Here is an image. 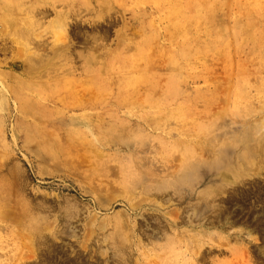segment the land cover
Listing matches in <instances>:
<instances>
[{
	"label": "rangeland",
	"instance_id": "rangeland-1",
	"mask_svg": "<svg viewBox=\"0 0 264 264\" xmlns=\"http://www.w3.org/2000/svg\"><path fill=\"white\" fill-rule=\"evenodd\" d=\"M0 19V264H264V0H0Z\"/></svg>",
	"mask_w": 264,
	"mask_h": 264
},
{
	"label": "bare ground",
	"instance_id": "bare-ground-1",
	"mask_svg": "<svg viewBox=\"0 0 264 264\" xmlns=\"http://www.w3.org/2000/svg\"><path fill=\"white\" fill-rule=\"evenodd\" d=\"M77 15V14H76ZM82 17V16H81ZM67 19H70L68 16H67ZM1 20V19H0ZM57 20H58V17H57ZM59 21V20H58ZM75 21V20H74ZM64 22L62 21V24H63ZM3 24H4V26H5V28L6 29H10V28H12L13 27V23H11L8 19H4L3 18ZM61 24V26H59L60 27V29L61 30H64V26ZM60 25V24H59ZM57 26H58V24H57ZM59 27H56L57 28V30H58V28ZM66 28V27H65ZM60 29L57 31L58 32V34H59V37L61 36L62 37V35H60L61 34V31H60ZM5 30V29H4ZM67 30V29H66ZM69 30V29H68ZM10 31H11V29H10ZM68 33V32H67ZM123 34V33H122ZM65 36V35H64ZM123 36V35H122ZM37 38V37H36ZM61 38H59V40H60ZM62 39H65V37L63 38L62 37ZM59 40L57 39L56 41H58V43L57 42H55L53 45H52V47L51 48H49V49H52L53 48V54H55V52L54 51H58L59 49H57L56 50V48H55V46L57 47V48H59ZM67 41H68V39H67ZM69 43V42H68ZM56 44V45H55ZM63 45H64V43H62ZM62 44H61V47H63L62 46ZM60 47V48H61ZM64 47H65V45H64ZM37 48H39V47H37ZM65 51H67V50H65ZM66 54V53H65ZM69 55V54H68ZM66 56V55H65ZM39 58H42V57H40V56H38ZM46 56H44V58H45ZM38 59V58H37ZM89 59V58H88ZM31 60V59H30ZM34 60V59H33ZM42 60V59H41ZM41 60H40V62H41ZM44 60V59H43ZM88 61V60H87ZM264 125V124H263ZM262 127H260V130L263 132L264 131V127L261 129ZM264 133V132H263ZM247 142H248V140H247ZM246 142V143H247ZM245 143V144H246ZM256 143H257V141H256ZM247 145H249V144H247ZM257 145V144H256ZM252 147V146H251ZM251 147H249V148H251ZM240 148V147H239ZM242 149V148H241ZM246 151V150H245ZM250 151H251V149H250ZM237 153V152H236ZM256 153V152H255ZM252 154H253V152H252ZM245 155H247V153L245 154ZM260 155V154H259ZM254 156H255V154H254ZM262 156V155H261ZM216 157H217V154H216ZM216 159H218V161H219V158H216ZM221 159V158H220ZM245 159V157L244 156H242V155H240V157H239V160H238V163H237V166H236V168L235 169H233L234 168V166H233V168H228L226 171L227 172H225V171H222V173L221 172H219L218 174H217V176H219V179L221 180V182L222 183H224L225 185H232V183L234 184V183H236V181H240V179L242 180V178H241V176L240 175H242V173L244 172V170H245V168H246V164H245V168H244V165H243V160ZM260 159V158H259ZM234 160V159H233ZM204 161V160H203ZM207 161V160H206ZM211 161V160H210ZM217 161V160H216ZM223 162V161H222ZM203 163H205V162H203ZM209 164H210V166H209ZM209 164H208V168H210L211 167V164H213V162L211 161V162H209ZM230 164V163H229ZM214 165V168H215V164H213ZM204 166V165H203ZM239 166V167H238ZM224 167H225V164H224ZM238 167V168H237ZM260 168V167H259ZM263 168V167H262ZM191 170V169H190ZM209 170H211V169H209ZM213 173H214V171H213ZM216 175V174H215ZM205 176V175H204ZM195 177V176H194ZM216 177V176H215ZM213 178H214V176H213ZM207 180H208V178H207ZM182 181V178H179V179H177L175 182H174V190L177 188L178 189V184H180V182ZM185 183H187V182H185ZM210 183H212V182H210ZM218 183V182H217ZM197 184V183H196ZM237 184V183H236ZM244 184H246V183H244ZM255 184V183H254ZM184 185V184H183ZM207 185V184H206ZM205 185V186H206ZM256 185V184H255ZM197 186V185H196ZM234 186V185H233ZM241 185H239V187H240ZM257 186V185H256ZM219 187V186H218ZM226 188V187H225ZM225 188H224V190H225ZM235 188V187H234ZM241 188V187H240ZM249 188V187H248ZM176 189V190H177ZM236 189V188H235ZM243 189V188H242ZM251 189H252V187H251ZM257 189V191L260 193V191L258 190V188H256ZM153 190H154V188H153ZM175 190V191H176ZM224 190H222V187H221V189H220V193L222 192H224ZM228 190V189H227ZM192 191H193V189H192ZM204 191V190H203ZM236 191H237V189H236ZM14 192V191H13ZM179 192H181L180 190H179ZM178 192V193H179ZM199 192H200V190H199ZM214 192V191H213ZM234 192V191H233ZM232 192V193H233ZM254 192V191H253ZM18 193V192H17ZM178 193H177V195H178ZM183 193V192H182ZM185 193V192H184ZM235 193V192H234ZM252 192L250 191V194H251ZM263 193H264V191H263ZM262 193V194H263ZM176 194V193H175ZM194 194V193H193ZM208 194V193H207ZM215 194H216V192H215ZM237 194H239V193H237ZM241 194H243L244 195V193H242V190H241ZM192 195V194H191ZM216 195H218V194H216ZM254 195H257V193H255ZM179 196H180V194H179ZM181 196H182V194H181ZM198 196V195H197ZM214 196V195H213ZM226 196V195H225ZM239 196V195H238ZM242 196V195H241ZM248 195H244V197L243 198H245V197H247ZM259 196H260V194H259ZM221 197V196H220ZM227 197H229L228 195H227ZM252 197H254V196H252ZM22 198V197H21ZM184 198V197H183ZM215 198L216 197H214V200H215ZM232 198V197H231ZM224 199V198H223ZM255 199L257 200V202H259V199L261 200V198L259 197H255ZM263 199V198H262ZM183 200V199H182ZM194 201H196V200H194ZM199 201V200H198ZM218 201V203H220L219 202V200H217ZM210 202V201H209ZM228 203L229 205H233L234 204V202H235V199H227L226 201H225V203ZM262 202V201H261ZM197 204V203H196ZM200 204V203H199ZM262 204H263V202H262ZM14 205H16V204H14ZM234 205H237V202L234 204ZM240 205V204H239ZM42 206V205H41ZM39 207V209H40V206H38ZM195 207H197V205H195ZM226 207H227V209L229 208V211H230V207H228L227 205H226ZM34 208V207H33ZM222 208H223V206H222ZM225 208V207H224ZM38 209V210H39ZM199 209V208H198ZM227 209H223V211H225V210H227ZM251 210V209H250ZM250 210H247V212L248 211H250ZM10 211V210H9ZM28 211V210H27ZM36 211V210H35ZM219 211V210H218ZM252 211V210H251ZM34 212V211H33ZM45 212V211H44ZM215 212H217V211H215ZM249 213V212H248ZM251 213H253V212H251ZM13 214H15V212L13 213ZM31 214V213H30ZM38 214H39V212H38ZM37 214V215H38ZM247 214V213H246ZM20 215V214H19ZM23 215H24V213H23ZM33 215V214H32ZM39 215H41V214H39ZM217 215V214H216ZM1 216H2V214H1ZM3 216H5V215H3ZM14 216V215H13ZM16 216V215H15ZM20 216H22V215H20ZM33 216H35V215H33ZM32 216V217H33ZM67 216V215H66ZM17 217H19V216H17ZM24 217V216H23ZM68 217V216H67ZM66 217V218H67ZM244 217H245V215H244ZM248 217V216H247ZM8 218V217H7ZM13 218V217H12ZM35 217H33L32 218V220L34 219ZM37 218H39V217H37ZM203 218V217H202ZM214 218V217H213ZM251 218V217H250ZM46 219V218H45ZM71 219V218H70ZM210 220H211V218H209ZM248 219H249V217H248ZM214 220H215V218H214ZM226 221H228V217H226V219H225ZM7 221V220H6ZM9 221V220H8ZM11 221V220H10ZM9 221V222H10ZM13 221V220H12ZM37 221V220H36ZM45 221V220H44ZM249 220H247V221H244L245 222V224H246V226L248 227V228H253V226H254V224H253V222L251 223V222H248ZM257 221V220H256ZM258 221H260V219L258 220ZM257 221V222H258ZM20 222V221H19ZM201 222H202V220H201ZM207 222V221H206ZM205 222V223H206ZM15 223V222H14ZM36 223V222H35ZM40 223V222H39ZM42 223V222H41ZM214 223V222H213ZM259 223V222H258ZM12 224V223H11ZM43 224V223H42ZM211 224V223H210ZM214 224H216V223H214ZM200 225V224H199ZM209 225V224H208ZM213 225V224H212ZM32 226V225H31ZM34 226H36L35 224H34ZM228 226V225H227ZM232 226V225H231ZM257 226L259 227V224H257ZM33 227V226H32ZM171 227V226H170ZM217 227V226H216ZM37 228V227H36ZM36 228H32V232H33V234L32 235H36V239H37V235L39 236L40 234H38L39 232V229L41 228V227H38L39 229L37 230ZM161 228V227H160ZM219 228V227H218ZM31 229V228H30ZM172 229V228H171ZM45 230V229H44ZM221 230H222V228H221ZM255 230H257V228L255 229ZM161 232H163V229H162V231ZM247 232V231H246ZM62 233V232H61ZM247 233H249V231L247 232ZM22 236V235H21ZM27 236V235H26ZM264 236V235H263ZM42 237V236H41ZM43 238V237H42ZM30 239V238H29ZM34 239V238H33ZM40 239V238H39ZM38 239V240H39ZM45 240V239H44ZM43 240V241H44ZM37 241V240H36ZM35 241V242H36ZM40 241V240H39ZM43 241H42V243H43ZM195 241V240H194ZM197 241V240H196ZM201 240H199L198 242H200ZM38 242V241H37ZM36 242V243H37ZM40 243V242H39ZM203 243V242H202ZM34 244V243H33ZM38 244V243H37ZM40 245H41V243H40ZM42 245H44V244H42ZM41 245V246H42ZM39 246V245H38ZM121 246V245H120ZM203 246V245H202ZM29 247V246H28ZM36 247V246H35ZM43 247V246H42ZM119 247V246H118ZM115 248H117L116 246H115ZM47 249V248H46ZM121 249V248H120ZM120 249H118V250H120ZM123 249V248H122ZM32 250V249H31ZM36 250H40V249H36ZM45 250V249H44ZM117 250V253L119 252V254H120V252H122V251H118ZM35 251V250H34ZM40 252H41V250H40ZM263 251H261V253H262ZM45 253V252H44ZM116 254V253H115ZM118 254V255H119ZM47 255H48V253H47ZM121 256H123V254H121ZM120 256V257H121ZM121 261H123V257H122V260Z\"/></svg>",
	"mask_w": 264,
	"mask_h": 264
}]
</instances>
